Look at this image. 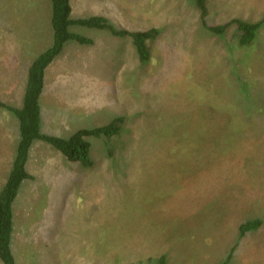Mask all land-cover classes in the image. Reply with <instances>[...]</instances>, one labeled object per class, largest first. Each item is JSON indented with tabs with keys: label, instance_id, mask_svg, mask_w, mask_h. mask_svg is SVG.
I'll list each match as a JSON object with an SVG mask.
<instances>
[{
	"label": "rangeland",
	"instance_id": "obj_1",
	"mask_svg": "<svg viewBox=\"0 0 264 264\" xmlns=\"http://www.w3.org/2000/svg\"><path fill=\"white\" fill-rule=\"evenodd\" d=\"M30 2L41 10L22 11ZM70 3L73 19L102 16L116 29L157 34L140 62L129 37L70 25L91 42H66L48 66L40 131L67 138L122 116L120 130L89 138L88 166L33 141L31 178L14 201L16 263L264 264V125L236 119L260 108L234 78L264 87V23L252 56L233 25L221 35L208 30L233 18L262 20L264 0H205L203 18L194 0ZM49 4L0 0V100L12 106L21 105L26 66L51 45ZM17 129L0 107V188ZM253 218L260 226L239 237V223Z\"/></svg>",
	"mask_w": 264,
	"mask_h": 264
},
{
	"label": "trees",
	"instance_id": "obj_2",
	"mask_svg": "<svg viewBox=\"0 0 264 264\" xmlns=\"http://www.w3.org/2000/svg\"><path fill=\"white\" fill-rule=\"evenodd\" d=\"M194 3L199 11V17L203 18L206 16L208 10L205 0H194ZM34 6H37V9L41 10L39 3L30 2L29 6L27 5L26 8L22 9V11L27 12ZM70 13V0H50V4L48 5L45 16L43 15V19L44 23L51 28L50 34L52 42L50 46L39 51L30 60L29 64L25 68L26 81L21 105L12 106L11 104L0 100V107L10 111L18 122L17 141L14 148L11 167L7 173L5 182L0 188V262L2 264H17L11 245L14 231V201L21 182L25 179L31 178V175L26 171L25 166L33 141L37 139L43 140L54 149L58 150L68 161H79L83 165L88 166L91 165V160L88 156L91 146L89 138L101 136L110 137L117 134L120 130L122 116H116L105 125L89 129H78L67 138L44 134L40 131L41 108L39 99L45 86L46 70L48 66L60 54L66 42L70 40H75L80 44H87L91 42L90 39L80 34L71 32L69 30L70 25L78 24L98 29H106L115 36L129 37L133 43L140 62H144L149 59L150 50L146 42L157 34V30L155 28H149L146 30L116 29L102 16H90L73 19L70 17ZM263 23L264 18L256 22L233 18L223 24L208 26V30L211 31L210 33L212 35L213 33L221 35L230 25H233L237 31V45L240 47L251 48V50L245 52V54L246 56H252V53H256L257 48L261 46L259 39L260 28ZM257 54L258 52L256 55ZM234 78L241 84L240 89L241 87L247 88V92L244 94V97L247 99L249 98L250 101L252 100L251 103L255 105V107L259 105L260 108V110L251 109L247 111L242 118L236 119L243 123L245 128H247L248 125L255 127L254 125H256V123L264 125V121L262 122L264 119L260 117L261 114L264 115V98L262 97L264 87L257 86V89H255L254 86L250 89L249 84L246 81L247 78L245 80H243L244 78L238 76H234ZM236 88H238V85ZM198 147V150L204 152V148L197 145V148ZM228 149H230V147H228L227 150ZM230 153L231 151H228L225 154ZM203 164L204 162H202L201 165ZM260 224L261 220L259 218L248 219L239 223V237H243L248 232L254 231L260 226ZM230 251L232 252L233 248ZM231 252L228 254L227 259H230ZM159 261H165L163 256L160 257ZM227 261L228 260H225L222 264H226Z\"/></svg>",
	"mask_w": 264,
	"mask_h": 264
},
{
	"label": "crops",
	"instance_id": "obj_3",
	"mask_svg": "<svg viewBox=\"0 0 264 264\" xmlns=\"http://www.w3.org/2000/svg\"><path fill=\"white\" fill-rule=\"evenodd\" d=\"M72 9V8H71Z\"/></svg>",
	"mask_w": 264,
	"mask_h": 264
}]
</instances>
